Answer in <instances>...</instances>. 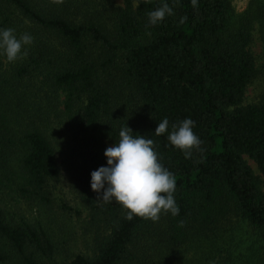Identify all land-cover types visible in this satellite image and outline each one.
<instances>
[{
	"label": "trees",
	"instance_id": "obj_1",
	"mask_svg": "<svg viewBox=\"0 0 264 264\" xmlns=\"http://www.w3.org/2000/svg\"><path fill=\"white\" fill-rule=\"evenodd\" d=\"M122 1L0 0V28L34 37L26 59L0 56V264H174L186 248L207 264H264V95L242 106L264 69L249 51L257 26L264 60V0L240 14L232 0H167L174 14L155 26L147 14L164 0ZM59 117L75 131L91 239L70 259L48 190L59 169L47 132ZM165 117L169 130L195 121L202 143L190 158L154 134ZM125 125L175 175L178 215L129 221L91 190Z\"/></svg>",
	"mask_w": 264,
	"mask_h": 264
},
{
	"label": "clouds",
	"instance_id": "obj_2",
	"mask_svg": "<svg viewBox=\"0 0 264 264\" xmlns=\"http://www.w3.org/2000/svg\"><path fill=\"white\" fill-rule=\"evenodd\" d=\"M195 7L197 0H191ZM174 14L173 7L167 0L160 7L149 12L148 22L155 26L163 22L166 16ZM34 37L25 32L17 36L13 28H0V56L8 63L26 59L28 46ZM86 102V101H85ZM195 121L185 118L171 125L168 118H163L155 127L154 134L168 133L169 143L190 158L193 149L202 143L194 132ZM119 139L103 153L106 166H100L90 173V188L98 194L99 201L118 203L127 210L125 218L131 221L141 217L158 221L161 214H179L175 200L177 181L159 159L155 142L144 135L134 134L123 126Z\"/></svg>",
	"mask_w": 264,
	"mask_h": 264
},
{
	"label": "rangeland",
	"instance_id": "obj_3",
	"mask_svg": "<svg viewBox=\"0 0 264 264\" xmlns=\"http://www.w3.org/2000/svg\"><path fill=\"white\" fill-rule=\"evenodd\" d=\"M114 7H122V0H110ZM100 3V0H97ZM249 0H232V5L236 14L242 13ZM107 17V18H106ZM103 30L109 38L112 37L113 26L107 14L102 17ZM249 51L254 57L256 67L263 63L262 43L259 39L257 26L254 27L251 37ZM264 95V69L259 71L255 79L246 89L242 106L256 104L260 102ZM73 125L68 120L59 117L52 119L48 126V138L55 152L59 174L55 180L48 184L49 196L52 202L54 214L57 216L56 225L61 226L64 234L63 240L70 259L73 255L86 254L90 244V233L87 225V211L80 203L79 196L75 190V176L77 174V140L74 136ZM247 165L251 168L255 176L260 177L256 165L247 157H243ZM264 192V185L261 186ZM25 208V206H22ZM35 212V209L33 210ZM201 259L193 249L186 248L180 259L174 264H207ZM211 264V263H209Z\"/></svg>",
	"mask_w": 264,
	"mask_h": 264
}]
</instances>
